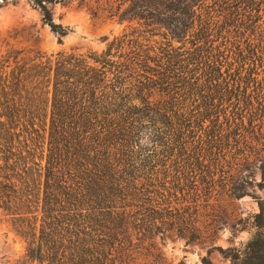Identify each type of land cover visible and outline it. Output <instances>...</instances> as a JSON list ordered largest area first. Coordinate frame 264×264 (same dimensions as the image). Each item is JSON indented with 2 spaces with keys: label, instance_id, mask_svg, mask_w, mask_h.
Segmentation results:
<instances>
[{
  "label": "trees",
  "instance_id": "16d2710c",
  "mask_svg": "<svg viewBox=\"0 0 264 264\" xmlns=\"http://www.w3.org/2000/svg\"><path fill=\"white\" fill-rule=\"evenodd\" d=\"M28 1L62 44V1ZM116 1L93 14L127 4L130 27L100 53L22 46L25 29L2 42L0 212L26 244L17 264H160L156 238L214 245L245 197L256 233L226 258L264 264V0Z\"/></svg>",
  "mask_w": 264,
  "mask_h": 264
},
{
  "label": "rangeland",
  "instance_id": "374dc122",
  "mask_svg": "<svg viewBox=\"0 0 264 264\" xmlns=\"http://www.w3.org/2000/svg\"><path fill=\"white\" fill-rule=\"evenodd\" d=\"M54 10L55 22L69 29L67 36L59 43V36L49 26L44 25L41 14L28 0H18L17 4H8L0 9V52L2 42L13 35L15 30L25 29L22 46L39 49L49 53L78 50L80 52H102L106 49L107 40L121 36L130 24L119 23L118 19L128 5H123L117 18L108 11L114 12V0L104 13L93 14L98 0H61ZM123 4L116 1V8ZM107 9V7H106ZM108 12V13H107ZM114 14V13H112ZM14 43V41H11ZM260 181L259 174L256 176ZM264 196V194H262ZM230 224L218 233L214 245L209 243H188L186 239L161 240L156 238V248L160 254V264H201L202 259L209 257L213 264H230L226 258L230 248L243 249L254 236L256 229L254 217L259 212L257 202L251 197L228 202ZM26 244L23 238L13 229L9 219L0 212V264H17L24 255ZM220 247L223 251L214 250Z\"/></svg>",
  "mask_w": 264,
  "mask_h": 264
}]
</instances>
